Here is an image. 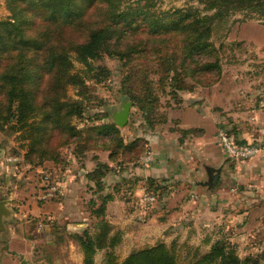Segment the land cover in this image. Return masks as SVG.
<instances>
[{
  "label": "rangeland",
  "instance_id": "rangeland-1",
  "mask_svg": "<svg viewBox=\"0 0 264 264\" xmlns=\"http://www.w3.org/2000/svg\"><path fill=\"white\" fill-rule=\"evenodd\" d=\"M131 1L134 4L150 6L148 9L153 13L177 7L202 8V4L197 0ZM47 15L51 17L48 11L45 17ZM10 16L7 0H0V20ZM36 23L35 16L30 18L26 31L29 33L36 31ZM211 41L216 47H221L218 53L220 73L211 75L212 79H217L216 82L209 85L194 84L189 77L185 78L193 85L191 92L210 88V145L217 149V131L227 127L236 139L254 144L259 155L264 157V24L256 19H244L241 13H236L214 23ZM3 54L5 56L0 60V72L8 68L15 57L10 52ZM74 55L73 52L69 54L70 71L78 72L83 84L65 85L63 82L56 84L58 90L53 94L61 95L64 92L59 98L64 102L57 109L51 103H47L49 109L61 117L59 128H53L51 121H42V102L45 99L35 81H31L27 86L29 90L27 101L35 111L34 119L39 123V127L19 128L13 114L16 113L14 110L16 102L12 101L8 111L10 101L6 94L7 90L1 88L2 85L8 88V85L3 84L0 79V184L3 185L0 197L6 198L10 192L17 190V193H22L17 195H22L25 206L34 204L40 207L54 201L60 207V203L64 204L61 186L64 184L61 180L65 173L71 171L76 174L80 167L89 171L97 164H104L108 169L99 186L88 179V183L84 181L82 194L76 197L78 202L75 206L81 211L76 217H68L67 214L62 216L64 206L55 207L56 217L52 220L48 218V214L41 213L39 216L20 214L21 218H16L17 227L16 225L14 227L18 233L32 238L30 252L23 254V251L17 253L10 249L8 242L12 234L8 230L2 231L0 264H3L2 260L7 257L15 261L14 258L19 254L21 259L18 262L21 264H78L80 260L78 257L81 256L82 259L83 254L75 236L82 235L84 230L91 234L96 233L98 228L94 224L100 219L108 221L113 230L119 232V241L110 249L118 262L134 250L162 242L174 247L178 255V264H189L196 256L208 252L213 242L222 240L227 243V251H232L244 264H264V212L258 214L260 217L255 219L258 220V225L248 231L249 233H245L240 231V225L245 221L246 216L242 213L246 208L238 206V202L243 200V194L244 197L252 195L254 198L248 205L250 208L251 206L253 208L257 206L255 210L259 208L261 189H258L260 186L258 183L254 186L246 184L233 186L232 191L241 193V196L232 197L226 204L227 207L233 205L235 211L224 213L221 210L223 206H220L221 218L218 220L214 218L196 220L192 218L193 211L191 212L189 208L186 211L191 212V215L182 220L184 223H180L181 219L176 218L171 223L167 221L162 225L155 223L154 227L147 225L151 216L155 215L156 220H160L167 214L166 210L154 212L155 208L162 204L164 197L169 198L171 192L181 190L178 195L180 200H183L190 188L185 182L172 180L165 185L163 195L153 204H147L142 199L147 191V181L134 172L156 161L155 156L146 164L142 160L147 152L152 151L146 138L167 132L177 135L174 133L176 122L173 111L183 102L182 97L188 95L189 90L182 89L175 93L169 80L160 82L159 74L155 72V58L147 57L148 59L144 61L137 58L132 62H124L116 56L102 55L89 60L90 66L94 69L90 75L98 73L100 68L105 69V72L90 78L85 74L84 63L75 60ZM138 67L146 76L145 85L150 87L149 91H145V98L148 99L150 96V99H153L151 104L146 105L151 107H147L145 111L130 97L140 93L138 86L140 73L133 80L131 76L129 77L131 69ZM211 77L209 75L205 82L210 81ZM42 83L43 80L40 87ZM124 101L131 103L130 114L128 122L119 127L113 115L121 109ZM72 107L79 112L65 115ZM174 113L177 115V111ZM31 118L28 120L31 121ZM47 125L49 130L45 133ZM8 156H15L18 160L9 164L5 160ZM227 160L230 166L238 163ZM214 168H217V165ZM217 172L213 171L212 174H218ZM44 173L49 175L48 185L57 188L54 197L46 200L39 198L41 191L47 188V183H43L41 179ZM6 177L9 179L7 183L4 182ZM221 177L224 179L226 175ZM230 179L227 178L228 181ZM142 186H144L142 193H138L137 188ZM230 186L226 185L228 189ZM107 193L113 194L118 206L113 209L115 202L112 204L108 202L109 206L106 205L103 215L98 214L96 209L100 204V195ZM172 197L167 203L168 209L179 204V198L175 203L171 201ZM23 200L20 198V201ZM222 202L225 203V200ZM18 203L12 205L17 215L20 212ZM65 203L68 208H74L70 201L67 200ZM245 206L246 202L243 203V207ZM234 214L241 216L234 220ZM11 220L12 218L6 221V224H11ZM201 221H204V227L200 225ZM70 223L71 225H68ZM184 224L187 225L183 226ZM50 238L54 244L48 243ZM105 251L98 249L95 252L94 264H103Z\"/></svg>",
  "mask_w": 264,
  "mask_h": 264
},
{
  "label": "trees",
  "instance_id": "trees-1",
  "mask_svg": "<svg viewBox=\"0 0 264 264\" xmlns=\"http://www.w3.org/2000/svg\"><path fill=\"white\" fill-rule=\"evenodd\" d=\"M197 1L202 4L201 9L187 6L153 13L148 9L150 6L134 4L131 0H7L11 16L0 20V60L7 52L15 57L11 65L0 72V79L8 85V88L1 86L7 90L9 97L8 111L14 100L16 113L13 114L19 128L39 127L34 119L35 111L27 101V86L35 81L45 99L42 102V121H51L53 128H59L61 117L47 104L51 103L57 109L64 102L59 100L64 92L61 95L53 94L58 90L56 84H83L78 72L70 71L71 52L75 54V60L84 63L85 74L90 78L99 76L105 69L100 68L98 73L91 76L94 69L89 60L110 55L124 62L155 58V72L159 74V81L169 80L175 93L182 89L193 90L186 77L194 84L216 82L217 79H212L211 75L220 73L218 53L221 47H216L211 41L214 23L241 13L244 19H256L264 24V0ZM47 11L51 17H45ZM34 16L37 20L36 31L29 33L26 29ZM138 74L141 76L138 79L140 93L130 97L145 111L151 107L146 105L151 104L153 99L150 96L145 98V91H149L150 87L145 85L143 70L139 67L131 69L129 77L133 80ZM209 75L210 81L205 82ZM78 112L72 107L65 115ZM29 118L32 120L29 121ZM48 130L47 125L45 133ZM107 169L106 165L97 164L86 173V178L99 186ZM147 184V192L155 194L157 199L164 194L165 185L158 182ZM100 198L96 212L103 215L113 194H101ZM94 225L98 228L96 233L84 230L82 235L75 236L83 254L82 264H94L93 255L98 249L106 250L103 264H178L174 247L162 242L134 250L118 262L110 249L119 241V232L114 231L104 219ZM189 264L244 262L232 251H227L225 241L217 240L210 245L208 252L196 256Z\"/></svg>",
  "mask_w": 264,
  "mask_h": 264
},
{
  "label": "crops",
  "instance_id": "crops-1",
  "mask_svg": "<svg viewBox=\"0 0 264 264\" xmlns=\"http://www.w3.org/2000/svg\"><path fill=\"white\" fill-rule=\"evenodd\" d=\"M182 99L183 102L173 111L174 120L176 122V130L174 133H177V135L167 132L161 133L158 136L155 134L150 135L146 138V141H149L148 144L152 149L150 153L152 156H155L156 161L151 165H145L140 169H136L134 172L144 178V180L147 181L146 183L158 182L162 185H166L172 180H177L180 183L185 182L190 188H188L187 196L184 197L183 200H180V196L178 195L182 192L181 190L180 192L173 191L170 193L171 196H173L171 201H174L175 203L179 201V204L174 205L173 208L168 209L167 207V203L171 196H169V198L164 197L161 201L162 204H159L160 206L158 205L154 212L160 213L166 210L167 214L160 220H156L155 215L151 216L147 225L149 227H154L153 225H162L166 221L171 223L172 220H175L176 218H179V220L181 219L180 223H184L182 220H185L186 216H190L192 211V218L196 220L208 218L218 220L221 218L219 215L220 206H223L221 210L224 213H233L235 211L233 205L227 207L228 205L226 204V202L232 197L237 198V196H241V193H235L232 191L234 189L233 186L237 184L254 186L258 183V185L261 186H259L258 189L262 190H259L261 197L258 200L260 203L258 209H260V211H257L258 209L255 210L257 206L254 208L248 206L249 203H252V200H254L252 195L244 197L242 194L243 200L242 202H238L240 208H246L242 213L245 214L246 217H244L245 221L240 225V231L249 233L248 231H251L259 223L258 220L255 221V219L260 217L258 214L264 212V157L259 155L258 152L251 158L234 163V166H230L231 164L227 160L228 157L225 155L219 143L216 141L217 149L210 145V88L206 87L198 90V92H189L188 95H183ZM175 111H177V115H175ZM216 165L217 168H214ZM90 170L91 169H89V171ZM76 171V174L71 171L65 173L61 180L62 184H64L61 185L64 194V204L60 203L59 206L61 208L64 206L65 208L61 211L63 212L62 216H66L67 214L68 217H76L81 212L80 208H76L75 206L78 202L76 197L82 194L81 190L83 189L84 181L85 183H88L85 176L88 170L86 171L80 167ZM213 171H218V179L215 185H210L209 176L212 175ZM222 175H226V177L222 179ZM227 178H231L230 181H228ZM4 182H9V179L6 177ZM229 184L231 186L228 189L226 185ZM185 187H187V185ZM143 188L144 186L138 187L136 191L142 193ZM2 189L3 185L0 184V193L2 192ZM10 193L11 194L6 198L0 197V199L9 200V203H7L6 206L11 210V215L8 218H3L5 226L4 231L8 230L12 234L10 235V240L8 242L10 249L17 253L23 251V254H26L30 252L33 241L32 238L18 233L16 230V218H21L20 216L22 214L39 216L42 213L48 214V218H51L52 220L56 217L54 209L55 207H58V203L51 201L40 207L34 204L25 206L22 195H17L22 193H17V190ZM20 198H22L23 201H20ZM177 198H179L178 201ZM67 200L73 204L71 206H74V208L67 207V204L65 203ZM223 200H225V203L222 202ZM18 201L20 202L18 203ZM213 201L216 202V205L212 203ZM16 202L20 206L19 215H17L16 211L12 208V205L16 204ZM113 202H115V204L112 207L113 209H116L118 201L115 197L109 203L112 204ZM245 202L246 206L243 207V203ZM109 203L107 206H109ZM189 208H191L190 213L186 211ZM108 210L110 211L109 208ZM239 215L240 214H234V220L235 218H238ZM11 218V224H6V221ZM203 222L204 221H201L200 225L204 227ZM15 225L16 227H14ZM68 225H71V223ZM185 225L187 224H184L183 226ZM68 233H70V231H68ZM48 243L54 244L55 242L50 238L48 239ZM78 258H80L78 264H81V256ZM20 259L21 257L19 254L17 258H14L16 262L12 261L13 259L11 257H7L2 260V263L21 264L18 262Z\"/></svg>",
  "mask_w": 264,
  "mask_h": 264
},
{
  "label": "built area",
  "instance_id": "built-area-1",
  "mask_svg": "<svg viewBox=\"0 0 264 264\" xmlns=\"http://www.w3.org/2000/svg\"><path fill=\"white\" fill-rule=\"evenodd\" d=\"M217 140L222 150L228 159L236 162L245 161L258 152V148L252 143H240L234 136L229 133L227 127H222L217 131ZM153 156L151 153L147 152L142 158L144 163L152 161ZM9 164L15 163L18 160L15 156H8L5 158ZM49 175L44 173L41 177L43 183L48 182ZM47 188L41 191L39 198L46 200L54 197L55 190L57 189L54 185L46 184ZM147 204H153L156 201V195L150 192H145L142 198Z\"/></svg>",
  "mask_w": 264,
  "mask_h": 264
},
{
  "label": "water",
  "instance_id": "water-1",
  "mask_svg": "<svg viewBox=\"0 0 264 264\" xmlns=\"http://www.w3.org/2000/svg\"><path fill=\"white\" fill-rule=\"evenodd\" d=\"M130 101H124L120 110L114 113V121L117 126L122 127L128 122L130 114ZM218 179V174H212L209 176V184L215 185ZM9 200L0 199V233L4 231L5 226L3 218H8L11 215V210L7 208L6 204Z\"/></svg>",
  "mask_w": 264,
  "mask_h": 264
}]
</instances>
